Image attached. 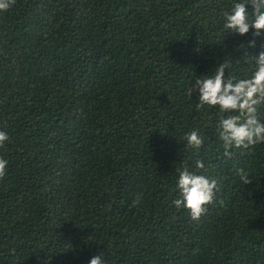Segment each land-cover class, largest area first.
Returning <instances> with one entry per match:
<instances>
[{"label":"trees","instance_id":"16d2710c","mask_svg":"<svg viewBox=\"0 0 264 264\" xmlns=\"http://www.w3.org/2000/svg\"><path fill=\"white\" fill-rule=\"evenodd\" d=\"M235 2L16 0L0 13V264H264V144L226 157L219 108L186 95L223 60L226 76L255 70L264 30H225ZM185 166L218 181L199 221L173 204Z\"/></svg>","mask_w":264,"mask_h":264},{"label":"clouds","instance_id":"9594fccd","mask_svg":"<svg viewBox=\"0 0 264 264\" xmlns=\"http://www.w3.org/2000/svg\"><path fill=\"white\" fill-rule=\"evenodd\" d=\"M16 0H0V13L7 12ZM253 6L249 18L246 5ZM224 29L228 32L243 36L254 29L253 37H259L264 30V0H239L235 2L230 11L224 14ZM255 45V40L250 42ZM255 61V70L246 79H237L232 75H225L231 68V60H223L216 67L212 75H201L187 89L186 95L191 97L198 93L197 111L205 106L218 107L220 119L217 123L219 139L223 142L224 155L231 158V149H242L248 153L259 144H264V122L258 117V109L264 105V51L258 56L251 57ZM9 135L0 131V148H4L9 141ZM184 139L187 147L199 151L204 146L201 134L193 129L185 133ZM8 160L0 156V180L7 174ZM197 169H204L202 160L196 161ZM179 172L177 189L179 198L173 201L179 210L187 209L193 221H199L207 212V206L214 204L216 192L219 191L218 181L205 175L190 171L187 166ZM236 174L244 185L252 183L249 173L243 168L237 169ZM142 194H139L134 203H140ZM223 204V201H220ZM89 264H105L101 255L91 258Z\"/></svg>","mask_w":264,"mask_h":264}]
</instances>
